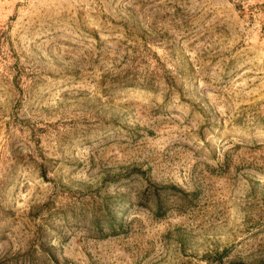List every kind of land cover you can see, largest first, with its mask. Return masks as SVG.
<instances>
[{
	"label": "rangeland",
	"instance_id": "rangeland-1",
	"mask_svg": "<svg viewBox=\"0 0 264 264\" xmlns=\"http://www.w3.org/2000/svg\"><path fill=\"white\" fill-rule=\"evenodd\" d=\"M0 264H264V0H0Z\"/></svg>",
	"mask_w": 264,
	"mask_h": 264
}]
</instances>
